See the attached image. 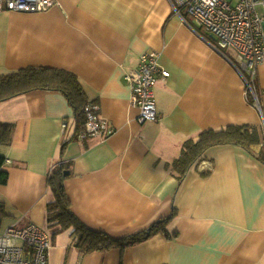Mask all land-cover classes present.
Returning a JSON list of instances; mask_svg holds the SVG:
<instances>
[{
    "label": "crops",
    "instance_id": "obj_1",
    "mask_svg": "<svg viewBox=\"0 0 264 264\" xmlns=\"http://www.w3.org/2000/svg\"><path fill=\"white\" fill-rule=\"evenodd\" d=\"M54 1L45 11H0V76L28 66L68 71L115 131L79 139L58 91L1 101L0 122L13 131L0 145V228L40 226L49 264H264V163L255 157L264 143V62L255 76L262 119L244 95L236 53L213 50L206 30L185 24L168 0ZM151 51L168 76L155 85L157 119L140 123L124 76ZM243 124L261 127L251 152L212 146L182 180L171 172L187 140ZM61 165L69 207L88 231L118 240L170 217L165 230L83 250L74 226L48 222V178Z\"/></svg>",
    "mask_w": 264,
    "mask_h": 264
},
{
    "label": "built area",
    "instance_id": "obj_2",
    "mask_svg": "<svg viewBox=\"0 0 264 264\" xmlns=\"http://www.w3.org/2000/svg\"><path fill=\"white\" fill-rule=\"evenodd\" d=\"M168 2L185 24L206 30L213 50L224 54V50L231 49L236 53L238 65L230 61L240 75L245 97L263 119L260 90L255 83V76L258 66L264 62V0ZM54 3V0H0V11H45ZM157 59V52L142 54L137 68L126 72L124 76L129 83L130 103L138 109L137 120L140 123L157 119L155 85L159 78L168 76V72L159 67ZM97 110V105L84 108V123L76 129L79 139L114 133V128L99 117ZM66 128L67 124L63 122L62 129ZM50 247L47 235L35 223L0 228V264H49Z\"/></svg>",
    "mask_w": 264,
    "mask_h": 264
},
{
    "label": "trees",
    "instance_id": "obj_3",
    "mask_svg": "<svg viewBox=\"0 0 264 264\" xmlns=\"http://www.w3.org/2000/svg\"><path fill=\"white\" fill-rule=\"evenodd\" d=\"M32 90L58 91L64 94L75 118L76 129L85 120L84 108L95 105L89 101L84 90L72 73L63 69L28 66L0 76V102L19 96ZM13 125L0 122V145H8L11 140ZM261 127L253 125H228L220 129H208L200 132L195 139L187 140L181 148L180 155L172 162L171 172L182 180L190 170L203 159L208 148L217 145H236L251 152V145L261 143ZM255 157L264 163V143ZM4 156L0 155V184L7 181V173L2 169ZM62 165L48 178L54 194V200L47 205L49 223L62 227L74 226L78 245L86 251L104 250L111 246H128L139 243L158 232L165 230L170 217L162 218L150 227L126 238L113 240L111 237L88 231L80 225L69 207V201L63 187ZM0 207V219L2 213Z\"/></svg>",
    "mask_w": 264,
    "mask_h": 264
}]
</instances>
